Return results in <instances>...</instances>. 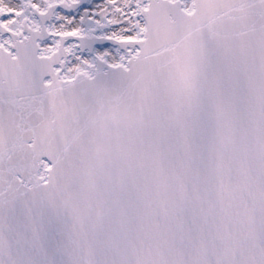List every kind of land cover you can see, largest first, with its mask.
<instances>
[{
  "label": "snow or ice",
  "instance_id": "snow-or-ice-1",
  "mask_svg": "<svg viewBox=\"0 0 264 264\" xmlns=\"http://www.w3.org/2000/svg\"><path fill=\"white\" fill-rule=\"evenodd\" d=\"M0 264H264V0H0Z\"/></svg>",
  "mask_w": 264,
  "mask_h": 264
}]
</instances>
